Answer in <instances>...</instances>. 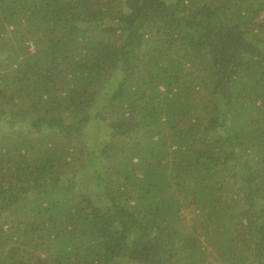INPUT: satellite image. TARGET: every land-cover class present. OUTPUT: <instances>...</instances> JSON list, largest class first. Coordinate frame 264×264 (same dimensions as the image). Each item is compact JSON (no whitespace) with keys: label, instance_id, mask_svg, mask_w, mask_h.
Returning <instances> with one entry per match:
<instances>
[{"label":"trees","instance_id":"obj_1","mask_svg":"<svg viewBox=\"0 0 264 264\" xmlns=\"http://www.w3.org/2000/svg\"><path fill=\"white\" fill-rule=\"evenodd\" d=\"M264 0H0V264H264Z\"/></svg>","mask_w":264,"mask_h":264},{"label":"rangeland","instance_id":"obj_2","mask_svg":"<svg viewBox=\"0 0 264 264\" xmlns=\"http://www.w3.org/2000/svg\"><path fill=\"white\" fill-rule=\"evenodd\" d=\"M261 20L264 21V15L261 17Z\"/></svg>","mask_w":264,"mask_h":264}]
</instances>
